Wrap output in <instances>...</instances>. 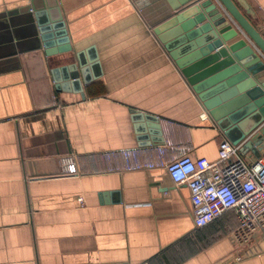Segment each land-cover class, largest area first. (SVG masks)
I'll return each mask as SVG.
<instances>
[{
	"label": "crops",
	"instance_id": "crops-1",
	"mask_svg": "<svg viewBox=\"0 0 264 264\" xmlns=\"http://www.w3.org/2000/svg\"><path fill=\"white\" fill-rule=\"evenodd\" d=\"M178 1L0 0V264H264L260 233L237 246L233 211L197 227L160 165L217 160L225 138L154 32ZM244 1L264 36V0ZM35 13L54 33L61 15L72 51L46 53ZM80 52L83 93L64 70Z\"/></svg>",
	"mask_w": 264,
	"mask_h": 264
},
{
	"label": "water",
	"instance_id": "water-1",
	"mask_svg": "<svg viewBox=\"0 0 264 264\" xmlns=\"http://www.w3.org/2000/svg\"><path fill=\"white\" fill-rule=\"evenodd\" d=\"M243 1L238 0L251 13ZM171 5L173 14L154 28L155 34L225 137L240 152L252 151L259 158L264 148L263 34L236 0H179ZM52 21L55 33L38 13L26 19L34 30L39 27L48 55L72 51L61 15ZM88 51L97 58L94 47ZM83 55L77 54L80 69L73 63L64 68L81 93L92 81Z\"/></svg>",
	"mask_w": 264,
	"mask_h": 264
},
{
	"label": "built area",
	"instance_id": "built-area-1",
	"mask_svg": "<svg viewBox=\"0 0 264 264\" xmlns=\"http://www.w3.org/2000/svg\"><path fill=\"white\" fill-rule=\"evenodd\" d=\"M66 161V171H75L74 157ZM160 165L166 168L175 184L189 187L197 227H204L223 213L233 211L239 220L233 231L237 246L250 242L257 233L264 238V156L248 160L239 153V146L225 137L220 142L217 160L183 154Z\"/></svg>",
	"mask_w": 264,
	"mask_h": 264
}]
</instances>
